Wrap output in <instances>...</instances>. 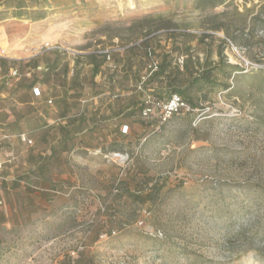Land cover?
I'll return each instance as SVG.
<instances>
[{
    "label": "rangeland",
    "instance_id": "rangeland-1",
    "mask_svg": "<svg viewBox=\"0 0 264 264\" xmlns=\"http://www.w3.org/2000/svg\"><path fill=\"white\" fill-rule=\"evenodd\" d=\"M88 1L76 40L0 61V264H264V0ZM174 88L190 107L168 114Z\"/></svg>",
    "mask_w": 264,
    "mask_h": 264
},
{
    "label": "crops",
    "instance_id": "crops-1",
    "mask_svg": "<svg viewBox=\"0 0 264 264\" xmlns=\"http://www.w3.org/2000/svg\"><path fill=\"white\" fill-rule=\"evenodd\" d=\"M5 1L0 0V9L5 10V14L0 17V44L7 45L10 48L13 55L6 56V58L11 57L8 58L10 60L25 59L32 56L33 53H38L43 48L47 50L61 42H69L79 37L77 29L68 32L70 26L79 23L82 11L85 8V6L80 5L81 3H78V0H54L53 5L48 10L45 8V11L40 12V16L37 18L30 17L31 8L25 6L20 8L11 7ZM93 3V0L88 1V7H91ZM34 9H37V7ZM35 89L36 95H41L40 89L38 88L39 93ZM64 117L67 118V115ZM86 131L87 129H83L80 123L71 129L66 128V126L62 129L64 134L75 136ZM77 148L67 145H50L47 150L41 152V155H43L42 160L45 161L46 155L50 157L55 152L72 153Z\"/></svg>",
    "mask_w": 264,
    "mask_h": 264
},
{
    "label": "trees",
    "instance_id": "trees-1",
    "mask_svg": "<svg viewBox=\"0 0 264 264\" xmlns=\"http://www.w3.org/2000/svg\"><path fill=\"white\" fill-rule=\"evenodd\" d=\"M225 1L226 0H210V2L208 4L212 7H216L220 4H223ZM146 36L147 37L145 39H143L140 43H136L134 45V47L131 46L130 48L144 47L146 56H151L153 53V51H152L153 48L150 46V42H151L153 36H151V32H148V34ZM90 56L93 59V63H94L93 73L98 74V72L100 71V67H101L102 63L95 62V59L97 57H102L104 59L103 61H105L106 56L104 54H102L101 52L93 53ZM168 57H169L168 55L163 56L161 62L158 64L157 69L154 70L152 72V74L149 76L150 79H155L157 77H161V76H164L166 74V72L168 71V67L171 65L170 60L168 61ZM0 61H1V64H3V65L7 64V63H11V62H16L15 60H10L8 58H0ZM187 65H188V63L186 62L185 66L187 67ZM213 71H214V68L204 70L201 74H199V76L193 78L194 83H195V81H196V83H198L200 80H203L205 83L213 84V82L215 81L213 78ZM183 93H184L183 89L174 88L172 90V92L170 93V95L168 96V98H165L162 101V103L169 101L174 94H178L183 99V101L188 103V100L183 96ZM189 101H190V99H189ZM145 104H146V102H143L141 104V107L143 109H146ZM192 105H195V104H192ZM125 126H127V131H128L129 126L128 125H125ZM143 197L144 196L142 195V193H137L135 195V199H137V200H142ZM70 263L76 264V261L72 260V261H70Z\"/></svg>",
    "mask_w": 264,
    "mask_h": 264
},
{
    "label": "built area",
    "instance_id": "built-area-1",
    "mask_svg": "<svg viewBox=\"0 0 264 264\" xmlns=\"http://www.w3.org/2000/svg\"><path fill=\"white\" fill-rule=\"evenodd\" d=\"M114 50H115L114 48H107V49L102 50V51H100V52L106 56L107 60H111V59H112V55H113V51H114ZM6 56H7V54H6L5 49L2 48V47H0V58H4V57H6ZM151 67H152V69H153V71H154V70L157 69L158 64H157V63L152 64ZM3 79H4V78H0V82H2ZM35 91H36L37 93L40 92L38 88H36ZM49 102L52 103L53 100L50 99ZM189 107H190L189 104L186 103L185 101H183V99H182L178 94H174V95L171 97V99H170L169 101L163 103L164 111H165L166 113H168V114H172L173 112H177V111L182 110V109H184V108L189 109ZM148 111H149V110H148L147 108L144 109L143 114H144V115H148ZM125 129H126V131H127V126L125 127ZM113 155L116 156V157H117L118 159H120V160H124V161H125V160L127 159L126 156H124L123 154H120V153H113ZM1 167H2V164L0 163V168H1ZM83 249H84V246H83V245H79V246L76 248V250L72 251L71 254H72L73 258H77V255H78L81 251H83ZM75 256H76V257H75Z\"/></svg>",
    "mask_w": 264,
    "mask_h": 264
}]
</instances>
